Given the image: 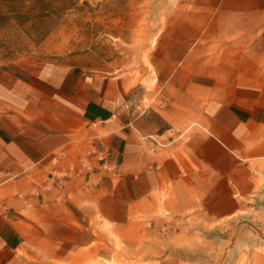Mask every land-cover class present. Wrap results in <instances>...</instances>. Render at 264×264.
<instances>
[{"label": "crops", "instance_id": "crops-1", "mask_svg": "<svg viewBox=\"0 0 264 264\" xmlns=\"http://www.w3.org/2000/svg\"><path fill=\"white\" fill-rule=\"evenodd\" d=\"M157 99L117 71L48 62L0 72V262L63 260L128 233L141 213L199 205L227 217L264 171V0H213L158 36ZM104 142L118 173L46 187L50 156Z\"/></svg>", "mask_w": 264, "mask_h": 264}, {"label": "rangeland", "instance_id": "rangeland-1", "mask_svg": "<svg viewBox=\"0 0 264 264\" xmlns=\"http://www.w3.org/2000/svg\"><path fill=\"white\" fill-rule=\"evenodd\" d=\"M212 1L0 0V72L31 76L48 62L117 71L128 85L138 84L145 105L154 103L158 36ZM254 182L232 216L166 205L162 197L127 235L101 221L97 231L107 242L94 244L100 253L91 245L65 260L23 264H264V171Z\"/></svg>", "mask_w": 264, "mask_h": 264}, {"label": "built area", "instance_id": "built-area-1", "mask_svg": "<svg viewBox=\"0 0 264 264\" xmlns=\"http://www.w3.org/2000/svg\"><path fill=\"white\" fill-rule=\"evenodd\" d=\"M51 168L45 178L46 187L61 188L67 182L80 179L81 188L96 187L104 178L118 173V158L102 141H97L83 154L68 159L64 150L52 153Z\"/></svg>", "mask_w": 264, "mask_h": 264}]
</instances>
